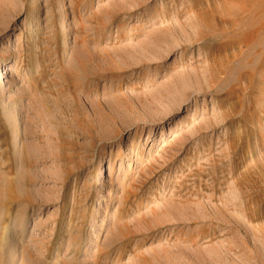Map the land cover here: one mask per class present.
Segmentation results:
<instances>
[{
	"label": "rangeland",
	"instance_id": "obj_1",
	"mask_svg": "<svg viewBox=\"0 0 264 264\" xmlns=\"http://www.w3.org/2000/svg\"><path fill=\"white\" fill-rule=\"evenodd\" d=\"M57 1L0 0V264H264V0Z\"/></svg>",
	"mask_w": 264,
	"mask_h": 264
},
{
	"label": "bare ground",
	"instance_id": "obj_2",
	"mask_svg": "<svg viewBox=\"0 0 264 264\" xmlns=\"http://www.w3.org/2000/svg\"><path fill=\"white\" fill-rule=\"evenodd\" d=\"M60 6H62V2L60 1V0H58L57 1V4H56V7H60ZM259 7H262V5L261 6H259ZM258 12H257V14H255L256 16L254 17L253 16V19H254V21L255 20H257V22L259 23V26H258V28H256L255 29V31L257 32V31H260V30H262V29H264V9H261L260 11H259V9L257 10ZM254 14V13H253ZM252 14V15H253ZM252 15H250L251 17H252ZM216 16V15H215ZM220 16V15H219ZM237 17V16H236ZM247 17V16H246ZM217 18V17H216ZM224 18H226V17H224ZM244 18H245V16H244ZM66 19V15L64 14V13H62L61 14V17H60V21H62L61 23H63L64 22V20ZM221 19V18H220ZM202 20V19H201ZM200 19H197L196 20V24L198 25V26H201L200 24H198V23H200V21H201ZM219 20V19H218ZM235 20V19H234ZM242 20V19H241ZM248 20V19H247ZM215 21H216V19H215ZM225 21H226V19H225ZM252 21V20H251ZM253 21V22H254ZM228 22V21H227ZM247 22V21H246ZM240 23V22H239ZM250 23V22H249ZM255 23H256V21H255ZM204 24V23H203ZM251 24V23H250ZM244 24H242V26H243ZM247 25V24H246ZM245 25V26H246ZM245 26H243L244 28H245ZM204 28V27H203ZM239 28V27H238ZM248 28H250V27H248L247 26V29ZM205 29H207V28H205ZM234 30V29H233ZM205 31V30H204ZM264 31V30H263ZM263 31H260V32H262V34H263ZM237 32H239V33H241L240 32V30L239 31H237ZM252 32H254V31H252ZM255 32V34H258V33H260V32H258V33H256ZM204 33H206V32H204ZM233 33V32H232ZM230 35H234V34H230ZM264 35V34H263ZM262 36V35H261ZM234 37H235V35H234ZM252 34H245V36H244V40L242 41L243 42V47H245V48H247V49H249V50H251L252 48H253V46L254 45H256V44H258L259 45V43H255V44H253V42L255 41V40H253L252 38ZM256 38V37H255ZM254 38V39H255ZM259 38V40L262 38H260V36H257V39ZM264 38V37H263ZM262 38V39H263ZM68 40V38H65L64 39V42L65 41H67ZM257 41V40H256ZM255 41V42H256ZM264 41V40H263ZM227 42H229V41H227ZM236 43V41H233V39H232V41L230 40V42L229 43ZM242 42H240V44L242 43ZM261 42V41H260ZM225 44H228V43H225ZM258 49V48H257ZM245 50V49H244ZM254 50H255V47H254ZM246 52V51H245ZM248 52V51H247ZM212 72L210 71V74H211ZM218 73V72H217ZM213 74V73H212ZM214 76L213 75H211V78H213ZM18 125H19V120H16V123L15 124H13L12 126H10L9 127V132H8V134L9 135H15L16 133H17V131H18ZM102 160H100L99 161V163H98V165H97V167H96V169L94 170V174H96V175H99V174H101L102 173V170H103V166H102Z\"/></svg>",
	"mask_w": 264,
	"mask_h": 264
}]
</instances>
